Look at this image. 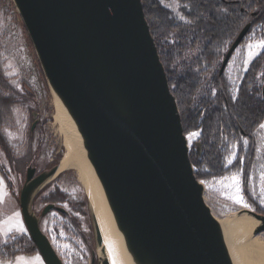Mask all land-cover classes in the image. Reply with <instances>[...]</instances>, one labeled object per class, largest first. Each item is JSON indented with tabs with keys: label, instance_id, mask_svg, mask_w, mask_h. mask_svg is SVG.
I'll use <instances>...</instances> for the list:
<instances>
[{
	"label": "water",
	"instance_id": "water-1",
	"mask_svg": "<svg viewBox=\"0 0 264 264\" xmlns=\"http://www.w3.org/2000/svg\"><path fill=\"white\" fill-rule=\"evenodd\" d=\"M14 2L52 92L76 124L133 263L234 264L223 226L205 201V184L195 174L143 0ZM250 25L227 51L221 71ZM58 166L38 174L28 168L19 190L25 225L46 264L65 262L42 218L66 209L47 203L37 213L34 201ZM88 209L103 253L94 250L92 264H110L90 203ZM242 213L259 220L254 233L264 230V214L250 208L236 214Z\"/></svg>",
	"mask_w": 264,
	"mask_h": 264
},
{
	"label": "trees",
	"instance_id": "trees-1",
	"mask_svg": "<svg viewBox=\"0 0 264 264\" xmlns=\"http://www.w3.org/2000/svg\"><path fill=\"white\" fill-rule=\"evenodd\" d=\"M145 1L143 0L144 4ZM189 1L183 5L182 10L185 15L194 16L192 26L188 25L186 19L178 21L176 18L167 17L166 20H162L148 12L146 17L164 64L170 88L179 105L184 132L185 134L200 132L199 142L190 146V157L197 178L206 182L240 171L244 193L251 200L249 175L256 154L255 132L264 122V51L252 60L236 90L224 74L219 75L217 58L225 46V41L223 44L221 42L223 31H226L225 39H228L251 22L252 29L256 27L257 34L264 40V0H239L237 3L232 0H227L225 3L223 0ZM226 5L230 6L229 9L223 10ZM206 30L208 37L200 40V46L207 43L208 50L199 53L200 57L196 64L188 65L194 57L190 51H183L179 43L185 45L194 35L202 38ZM156 31L164 40L163 49L158 43ZM215 54L217 58L212 60L211 56ZM177 67H180L178 72L175 71ZM209 72L210 75L207 76ZM177 74L181 76L182 81H175ZM33 98L30 87L25 85V90L21 91L9 82L0 60V144L6 152L9 149L2 129L10 126L13 121L12 106L24 104ZM32 133L33 131L30 130L31 137L25 153L21 156L9 155L12 174L17 176L16 182L14 179H9V186L12 189L17 186L18 190L19 183L25 181L28 168L39 167L37 159L43 139L40 135L37 146L33 148L30 145ZM197 144L200 145L199 149ZM234 145L237 146L236 157L228 164L227 157L232 153ZM59 161L57 157L53 163L58 164ZM5 170L7 169L0 159V171ZM50 184H46L40 190L35 200L41 197L44 205L50 202L62 204L68 201L70 206L69 209L67 208L68 212L59 213L69 218L70 223L81 236H87L76 213L89 214L87 198L72 199L59 187L45 192ZM255 206L257 212L263 213L258 205ZM41 209L36 210L37 213ZM34 253L41 256L28 230L14 237H7L0 245V258L5 261H11L19 254Z\"/></svg>",
	"mask_w": 264,
	"mask_h": 264
},
{
	"label": "rangeland",
	"instance_id": "rangeland-1",
	"mask_svg": "<svg viewBox=\"0 0 264 264\" xmlns=\"http://www.w3.org/2000/svg\"><path fill=\"white\" fill-rule=\"evenodd\" d=\"M153 2L155 5L152 4ZM182 7L183 5L179 0H149L148 3L146 0L144 9L145 13L151 12L153 17H159L162 20H166L167 17L181 20V17H183ZM257 32V28L250 31L231 56L229 63L225 66L224 75L235 90L241 78L246 75L248 71L247 68H249L252 60L255 58L249 61L248 46L255 45L263 40ZM253 51L256 50L253 49ZM211 57L212 60H216L217 55L215 54ZM220 57L221 55L217 58L218 61ZM0 60L9 82L21 91L25 90V85L30 87L34 97L24 104L13 105V121L10 126H5L2 129V134L5 137L7 142L6 146L9 150L6 152L0 144V159L4 164V168L7 169L5 171H0L1 245L6 241L7 237H14L17 234H21L13 227L16 213H19L24 228L26 231L28 230L22 216L20 202H18L19 190L24 180L22 183H19L20 186H18V190L17 186H14L13 189L9 186V179H14L15 182L17 180L15 179L17 176L12 174L9 155L21 156L26 152L31 137L29 132L34 118H37V121L33 129L30 145L35 148L40 135H42L43 139L37 159L39 171H41L45 164L52 159L59 157L60 160L65 148L54 120V94L14 0H0ZM175 62L176 61H174V63ZM175 71H180V67L176 68ZM209 74H207V76H209ZM33 114H35L34 117H32ZM262 124H264V122ZM186 135L189 146L199 142V136L189 139L190 133ZM255 135L256 154L249 175V193L253 202H251L249 197L244 193L240 171L227 174L220 178H214L204 182V198L215 216L231 215L246 208L242 204L229 198L237 194L234 182L231 180V177L236 175L240 176L241 187L243 189L242 194L245 201L250 205V207L247 208L255 210L256 204L262 210V214H264V204L261 203V200L264 199V192L261 191L262 187H264V180H262V175H264V128L259 126ZM236 152L237 146L234 145L232 147V153L227 157L228 164H230L229 160L233 162L236 157ZM50 183L49 188L45 192H49L54 187H59L67 192L72 199L82 200L85 197L87 198L82 184L77 179L76 172L72 169L59 173ZM62 204L66 208H70L68 201ZM43 205L41 197H38L35 200L34 208L39 210ZM76 213L82 222L83 230L87 233L85 237L81 236V234L76 231L74 226L70 223L69 218L63 216L57 210H52L44 216L41 221V226L50 237L65 264H92V254L93 251L96 250V244L91 230L90 215ZM8 229H11V231H8ZM258 233L264 237V230ZM37 256L38 254L31 256L32 258H28L26 262L35 261ZM20 257L11 264H23L21 260L23 257ZM95 264H97V262H95Z\"/></svg>",
	"mask_w": 264,
	"mask_h": 264
},
{
	"label": "bare ground",
	"instance_id": "bare-ground-1",
	"mask_svg": "<svg viewBox=\"0 0 264 264\" xmlns=\"http://www.w3.org/2000/svg\"><path fill=\"white\" fill-rule=\"evenodd\" d=\"M53 102L55 124L65 149L50 181L61 172L74 170L97 218L109 263L134 264L117 229L102 184L87 157L76 124L55 94ZM216 217L223 226L234 264H264V237L254 233L258 219L248 213ZM96 252L103 256L102 247H96Z\"/></svg>",
	"mask_w": 264,
	"mask_h": 264
},
{
	"label": "flooded vegetation",
	"instance_id": "flooded-vegetation-1",
	"mask_svg": "<svg viewBox=\"0 0 264 264\" xmlns=\"http://www.w3.org/2000/svg\"><path fill=\"white\" fill-rule=\"evenodd\" d=\"M180 2H181V4L182 5H184V4H187L188 2H190L189 0H186V1H184V0H179ZM234 3H237L239 0H232ZM225 2H227V0H223V3H225ZM148 3V2H147ZM152 4H154L155 5V3L153 2ZM146 5V1H145V4H144V6ZM223 6H224V4H223ZM222 6V7H223ZM229 5H226L225 7H223V10H226V9H229ZM223 12H225V11H223ZM182 13H183V10H182ZM149 14H151V12L149 13ZM152 15V14H151ZM185 19H186V21L187 22H189L188 23V25L189 26H192V25H194L193 24V20H194V16L193 15H185L184 13H183V19H181V21L182 20H184L185 21ZM178 21H180V20H178ZM203 25V24H202ZM225 25H227V23H225ZM256 27H253V29H255ZM251 29H252V23H251V25H250V28H249V30L247 31V33L245 34V36H244V38L242 39V41L246 38V36L250 33V31H251ZM242 29H240L233 37H231V38H228V39H225V37H226V31H223L222 33H221V42H222V44H223V41H225V46H227V47H225L224 46V48L222 49V53L223 54H221V57H220V59H219V65H218V70H219V75H222V74H224V70L223 71H221V65H222V63H223V60H224V58H225V55H226V53H227V51L230 49V47H231V45L233 44V42L235 41V39L237 38V36L239 35V33H240V31H241ZM156 35H157V38H158V43H160V46H161V48L163 49L164 48V40H163V38L160 36V33L158 32V31H156ZM207 37H208V31L206 30V31H204L203 32V37L202 38H199L197 35H194L191 39H190V41L189 42H187L185 45L184 44H181V43H179L180 45V47L181 48H183V51H185V52H191L192 53V55H193V59L191 60V61H189L188 62V65H190V64H196L197 62H198V59H199V57H200V55H199V53L200 52H202V51H207L208 50V45H207V43L205 44V45H202V46H200V40L202 39H207ZM242 41L239 43V45L242 43ZM177 44V43H176ZM176 44H175V46H176ZM238 45V46H239ZM237 46V47H238ZM237 47L234 49V51H233V53L235 52V50L237 49ZM233 53H232V55H233ZM231 55V56H232ZM231 58V57H230ZM230 60V59H229ZM228 63H229V61H228ZM227 63V64H228ZM178 68V67H177ZM248 69V68H247ZM215 72V71H214ZM210 75V74H209ZM244 78V77H243ZM243 78H241V81H242V79ZM175 81H182V78H181V76L179 75V74H177L176 76H175ZM32 117H34V114H33V116ZM35 120H37V118H34V121ZM33 121V122H34ZM33 124V123H32ZM32 127V126H31ZM34 129V128H33ZM33 129L31 128V131H33ZM54 162V159H52L50 162H48V163H46L45 164V166H44V168L41 170V171H43V170H45V169H50L51 167H53L54 165H56V164H54L53 163ZM41 171H39L38 170V168H36V170H35V174H38L39 172H41ZM55 178V177H54ZM53 178V179H54ZM50 183V182H49ZM48 184V183H47ZM51 203V202H50ZM56 204V203H55ZM57 205H61V206H63V207H65L63 204H57ZM65 209H66V212H61V211H58V212H61V213H67L68 212V210H67V208L65 207ZM55 210V209H54ZM41 211V210H40ZM44 218V217H43ZM42 218V219H43Z\"/></svg>",
	"mask_w": 264,
	"mask_h": 264
},
{
	"label": "snow or ice",
	"instance_id": "snow-or-ice-1",
	"mask_svg": "<svg viewBox=\"0 0 264 264\" xmlns=\"http://www.w3.org/2000/svg\"><path fill=\"white\" fill-rule=\"evenodd\" d=\"M183 19V17H181ZM249 61H251L254 57L259 56L262 51H264V40L259 41L255 45H249ZM255 49L256 51H253ZM261 128H264V124L260 125ZM200 135L199 132H193L190 133L189 139L192 137H198ZM247 143V141H245ZM229 163H231V160H229ZM231 180L234 182V186L236 189V195L229 197L230 199L235 200L237 203L242 204L244 207H250V205L245 201L244 196L242 194L243 189L241 187V179L239 175L231 177ZM262 180H264V175H262ZM262 192H264V187L261 189ZM261 203L264 204V199L261 200ZM7 223V222H6ZM13 227H15L17 232L23 233L26 231V229L23 226L22 220H20L19 213L15 214V223L13 224ZM8 231H11V229H8ZM2 264V262H0ZM23 264H43L42 260L37 256L35 261H29V262H23Z\"/></svg>",
	"mask_w": 264,
	"mask_h": 264
},
{
	"label": "crops",
	"instance_id": "crops-1",
	"mask_svg": "<svg viewBox=\"0 0 264 264\" xmlns=\"http://www.w3.org/2000/svg\"><path fill=\"white\" fill-rule=\"evenodd\" d=\"M35 254H38V253H34V254H19L17 255L13 260L11 261H5V260H2L0 258V262H2V264H11L12 262H14L17 258H19L20 256H22L23 258L21 259L23 262H26V260L29 258L31 259L32 257L31 256H34ZM39 258L42 260L43 264H45V262L43 261L42 257L38 254ZM21 258V257H20ZM14 264V263H13Z\"/></svg>",
	"mask_w": 264,
	"mask_h": 264
}]
</instances>
